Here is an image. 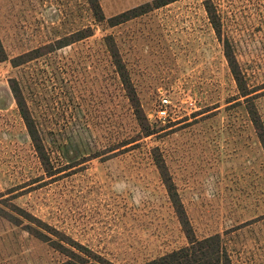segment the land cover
<instances>
[{
	"label": "rangeland",
	"instance_id": "obj_1",
	"mask_svg": "<svg viewBox=\"0 0 264 264\" xmlns=\"http://www.w3.org/2000/svg\"><path fill=\"white\" fill-rule=\"evenodd\" d=\"M147 1L99 0L105 17ZM203 1L176 0L108 27L95 21L87 0H0V38L9 57L93 28L89 38L24 66L0 62V208L11 212L18 206L53 230L46 233L41 225L50 237L41 241L28 231V220L16 225L0 215V264H59L67 257L51 245L58 238L116 264H139L184 245L150 158L153 146L195 234L220 233L234 264H264V155L238 106ZM213 2L222 36L248 85L260 93L256 103L264 121V0ZM106 34L118 44L148 119L158 120L164 97L169 116L158 120L162 130L136 148L111 158L100 153L67 168V157L102 152L130 128L103 45ZM13 76L22 82L27 76L30 83L29 106L50 142L52 163L63 169L54 179L45 177L17 112L7 84ZM57 141L67 149L64 157Z\"/></svg>",
	"mask_w": 264,
	"mask_h": 264
},
{
	"label": "trees",
	"instance_id": "obj_2",
	"mask_svg": "<svg viewBox=\"0 0 264 264\" xmlns=\"http://www.w3.org/2000/svg\"><path fill=\"white\" fill-rule=\"evenodd\" d=\"M174 1L176 0H151L109 17H105L99 0H87V3L97 23L104 22L108 27H114ZM203 6L211 28L221 42L224 58L238 92V106H241L245 112L264 155V121L256 103V98L260 93H256L257 89L248 85L245 74L235 56L232 44L227 38L222 36L221 20L213 0H204ZM92 35L93 28L91 26H84L72 33L33 47L12 57L8 56L0 38V62H9L12 68L21 67L33 60L89 38ZM103 45L118 81L119 91L123 96L125 111L130 121V128L128 129V134L123 139L115 140L111 146L102 152L86 154L80 158L67 157V168L75 167L88 159L99 156L100 153H108L104 156L106 158L115 157L118 154L136 148L140 145L139 140L142 138L152 136L162 130L157 125L158 120L151 122L148 119L114 36L112 34L103 36ZM25 79L22 82L16 76L9 77L7 79L8 88L45 177L54 179L58 177V174L63 169L55 167L52 163L47 146L50 142L45 141V136L42 132L43 125L33 115L32 109L29 106L26 93L29 90L30 83L27 82V76H25ZM55 149L60 151L63 157L67 153V149H63V144L60 141L56 142ZM149 154L166 190L186 243L139 264H234L231 251L220 233L204 237H198L195 234L159 147L153 146L150 148ZM13 208L14 211L11 210V212L0 208V215L16 225L21 224L20 218L28 220L31 225V227L28 226L30 233L41 241L50 240V237L46 233L53 230L49 229L45 223L35 216L25 213L18 206H13ZM41 225L48 229L44 228L46 233L43 232ZM54 233L59 234L57 231H54ZM58 239L60 241L51 240V245L67 257L66 260L59 264H116L71 239L64 240L69 246L61 243L62 238Z\"/></svg>",
	"mask_w": 264,
	"mask_h": 264
},
{
	"label": "built area",
	"instance_id": "obj_3",
	"mask_svg": "<svg viewBox=\"0 0 264 264\" xmlns=\"http://www.w3.org/2000/svg\"><path fill=\"white\" fill-rule=\"evenodd\" d=\"M167 103H169V100L166 97L161 99V105L156 111V118L158 120L166 119L169 116V112L166 109Z\"/></svg>",
	"mask_w": 264,
	"mask_h": 264
}]
</instances>
